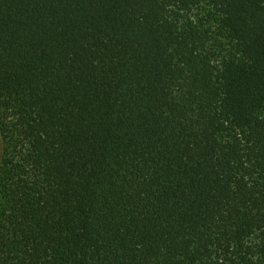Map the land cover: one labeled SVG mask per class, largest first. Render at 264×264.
<instances>
[{"label": "trees", "instance_id": "16d2710c", "mask_svg": "<svg viewBox=\"0 0 264 264\" xmlns=\"http://www.w3.org/2000/svg\"><path fill=\"white\" fill-rule=\"evenodd\" d=\"M0 264H264V0H0Z\"/></svg>", "mask_w": 264, "mask_h": 264}, {"label": "rangeland", "instance_id": "374dc122", "mask_svg": "<svg viewBox=\"0 0 264 264\" xmlns=\"http://www.w3.org/2000/svg\"><path fill=\"white\" fill-rule=\"evenodd\" d=\"M2 151H3V141H2V138L0 136V162H1Z\"/></svg>", "mask_w": 264, "mask_h": 264}]
</instances>
